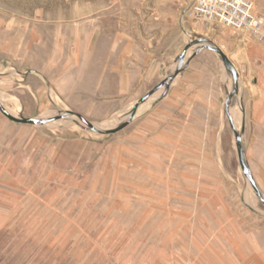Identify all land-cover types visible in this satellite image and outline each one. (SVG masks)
<instances>
[{"label": "rangeland", "instance_id": "374dc122", "mask_svg": "<svg viewBox=\"0 0 264 264\" xmlns=\"http://www.w3.org/2000/svg\"><path fill=\"white\" fill-rule=\"evenodd\" d=\"M193 1L0 0V102L13 116L48 121L21 125L0 113V264H262L264 204L241 172L225 101L216 137L173 103H150L106 135L63 117L73 111L97 127L120 114L102 128L113 129L139 100L97 83L101 63L87 55L104 28L133 29L148 45L164 36L166 57L216 44L239 73L241 104L243 37L196 32ZM254 52L261 66L264 48ZM169 62L163 78L174 73ZM229 112L239 132L234 98Z\"/></svg>", "mask_w": 264, "mask_h": 264}, {"label": "crops", "instance_id": "0c3cea01", "mask_svg": "<svg viewBox=\"0 0 264 264\" xmlns=\"http://www.w3.org/2000/svg\"><path fill=\"white\" fill-rule=\"evenodd\" d=\"M255 2L260 7L259 10H262L253 11L263 22L261 32L264 36V0H255ZM194 28L196 32L205 29L199 24H195ZM134 31L133 29L124 31L122 27L118 30L104 28L103 43L93 47L97 54L87 55L89 62L93 60L101 63L103 75L107 78L97 83H115L114 91L118 93L119 98L134 95L133 97L140 99L146 95L152 87H156L165 79L163 77L170 69L169 60L175 61L181 53L178 51L173 57H166L163 49L159 47L160 42L165 39L164 36L158 37L155 45H148L137 42L142 39L138 31ZM112 34L113 38H111ZM235 34L243 37V40H240L243 41L244 50L247 52V55L241 59L244 62L242 67L245 68V75L241 81L245 157L252 175L255 179H259L255 174L258 170L255 165H261L259 171L264 174V61L259 66L253 59L256 55L255 49L264 48V39L259 40L239 31ZM248 50H251L250 54ZM100 51L101 54L98 53ZM111 77L115 78L114 81H111ZM228 84L218 55L209 49H200L186 58L181 72L174 78L166 96L153 103L151 108L154 109L160 104H176L184 109L186 115L198 116L202 130L215 137L220 136L225 133L220 115L228 94ZM162 93L163 88H160L152 97L159 98ZM262 264H264V255Z\"/></svg>", "mask_w": 264, "mask_h": 264}, {"label": "water", "instance_id": "95a60500", "mask_svg": "<svg viewBox=\"0 0 264 264\" xmlns=\"http://www.w3.org/2000/svg\"><path fill=\"white\" fill-rule=\"evenodd\" d=\"M201 42H199L198 44H200ZM196 44V45H198ZM200 49H209L211 51H213L214 53H216L222 63V66L225 70V72H227L230 76H231V80H232V91L230 93L227 94L226 99H225V105H224V109H225V115L228 119V123L229 126L233 132V136H234V141H235V148H236V153H237V159H238V163L241 169V172L243 174V176L245 178H247L250 182L251 187L253 188V190L256 192L258 198L263 202L264 204V200L261 198L260 196V192L256 186V183L254 181V177L252 175V172L248 166V163L246 161V157H245V150H244V146L242 144V136L244 134V119L242 118V123H241V127H240V131L238 132V130L236 129V126L234 125V121L230 115L229 112V107H230V103L232 102L233 98L238 101L239 105V94H240V87H239V73L236 69V66L232 63V61L228 58V56L224 53V51L218 47L216 44L212 43V42H205L203 44H201L200 46L196 47L191 54H189L187 57H191L193 55V53H195L196 51L200 50ZM188 51V45L185 46L181 53L178 55V57L175 58V69H174V73L171 77H167L165 78L162 82H160L158 85H156V87H154L152 90H150L146 95H144L143 97H141L134 105V109L131 112V115L129 117H127L124 121H122V123L120 125H118L117 127L113 128V129H99L98 127H96L95 125H93L90 121H88L87 119H85L82 115H80L79 113H75L73 111H67V113H65L63 115V117H72L75 116L79 119V121L88 128L89 131L91 132H95V133H99V134H113L116 133L118 131H120L121 129H123L124 127H126L128 124L131 123V121L136 117V112L138 110V108L142 105H144L146 102H148L152 95L160 88H164L163 89V93L161 94V96L159 98L153 99V101L151 102L152 104L155 102L160 101L161 99H163L170 87V84L172 83V80L174 79V77H176L182 70V65L186 60V53ZM30 73V72H27ZM0 113L6 117L8 120L17 123V124H21V125H44L46 122H48L46 119H41V118H31V117H24L22 116V114H20L19 116H13L0 102Z\"/></svg>", "mask_w": 264, "mask_h": 264}, {"label": "built area", "instance_id": "2783aa9c", "mask_svg": "<svg viewBox=\"0 0 264 264\" xmlns=\"http://www.w3.org/2000/svg\"><path fill=\"white\" fill-rule=\"evenodd\" d=\"M191 18L206 28L239 31L264 39L263 22L254 14L251 0H194ZM240 71L245 73L244 69Z\"/></svg>", "mask_w": 264, "mask_h": 264}, {"label": "bare ground", "instance_id": "6f19581e", "mask_svg": "<svg viewBox=\"0 0 264 264\" xmlns=\"http://www.w3.org/2000/svg\"><path fill=\"white\" fill-rule=\"evenodd\" d=\"M203 43H204V42H201L200 44L193 46L192 49H188V51H187V53H186V57L191 53V51H192L194 48L200 46V45L203 44ZM153 99H154V97H151V99H150L147 103H145V105H144L142 108L138 109L137 112H136V116H137L141 111H143L144 109L148 108V107H149V104L153 101ZM130 115H131V112H130V113H129V112L126 113V117H125V118L129 117ZM119 116H120V114H118V115H116V116H114V117L108 119L107 122H104V123H102V124H98L97 127L100 128V129H102L103 127H110V126H113V125H115L117 122H119V119H118Z\"/></svg>", "mask_w": 264, "mask_h": 264}]
</instances>
